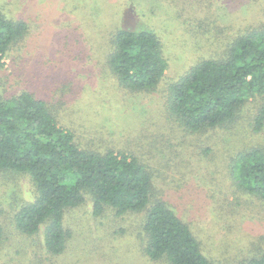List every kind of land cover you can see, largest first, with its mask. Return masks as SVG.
Listing matches in <instances>:
<instances>
[{"label": "rangeland", "instance_id": "1", "mask_svg": "<svg viewBox=\"0 0 264 264\" xmlns=\"http://www.w3.org/2000/svg\"><path fill=\"white\" fill-rule=\"evenodd\" d=\"M4 13L28 32L4 59L17 89L45 98L59 124L89 151L137 157L167 201L200 239L204 254L231 262L264 243V201L235 185L231 160L250 147L264 150V125L254 119L264 95L249 98L235 121L202 134L174 126L165 109L169 86L205 58H221L246 29L264 25V0H0ZM115 27L161 36L167 69L156 88L121 87L106 63ZM12 53V54H11ZM29 177L0 173V264H167L142 253L141 214L94 217L90 202L67 212L72 229L52 254L38 234L18 233L13 211L33 200ZM256 249V248H255Z\"/></svg>", "mask_w": 264, "mask_h": 264}, {"label": "trees", "instance_id": "2", "mask_svg": "<svg viewBox=\"0 0 264 264\" xmlns=\"http://www.w3.org/2000/svg\"><path fill=\"white\" fill-rule=\"evenodd\" d=\"M28 28L0 5V173L26 175L35 189L34 199L13 211L16 231L31 236L42 228L44 248L59 254L72 234L67 212L90 202L94 217L140 213L142 253L152 262L264 264V243L231 262L208 258L174 207L151 196L154 182L137 157L80 147L45 98L29 89L19 91L8 81L4 59L21 46ZM160 37L154 31L120 27L107 35L105 63L121 87L139 93L158 86L168 66ZM223 51L221 58L198 61L169 86L165 109L178 130L202 134L224 127L235 121L249 98L264 95V25L246 29ZM263 125L264 105L254 131ZM231 166L237 188L264 201V150L239 151ZM1 234L0 225V239Z\"/></svg>", "mask_w": 264, "mask_h": 264}]
</instances>
